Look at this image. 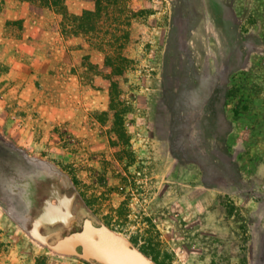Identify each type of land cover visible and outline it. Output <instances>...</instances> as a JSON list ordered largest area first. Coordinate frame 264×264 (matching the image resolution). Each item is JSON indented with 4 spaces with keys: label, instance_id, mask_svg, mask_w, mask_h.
I'll list each match as a JSON object with an SVG mask.
<instances>
[{
    "label": "rangeland",
    "instance_id": "obj_1",
    "mask_svg": "<svg viewBox=\"0 0 264 264\" xmlns=\"http://www.w3.org/2000/svg\"><path fill=\"white\" fill-rule=\"evenodd\" d=\"M63 5L0 0V264H98L41 229L65 200L155 264H264V0Z\"/></svg>",
    "mask_w": 264,
    "mask_h": 264
},
{
    "label": "water",
    "instance_id": "obj_2",
    "mask_svg": "<svg viewBox=\"0 0 264 264\" xmlns=\"http://www.w3.org/2000/svg\"><path fill=\"white\" fill-rule=\"evenodd\" d=\"M48 242V236L37 235ZM78 245L82 250H78ZM59 251L77 254L98 264H155L142 250L105 224L87 218L82 230L73 231L51 244Z\"/></svg>",
    "mask_w": 264,
    "mask_h": 264
},
{
    "label": "flooded vegetation",
    "instance_id": "obj_3",
    "mask_svg": "<svg viewBox=\"0 0 264 264\" xmlns=\"http://www.w3.org/2000/svg\"><path fill=\"white\" fill-rule=\"evenodd\" d=\"M58 202H47L44 205L45 211L48 212L47 219L50 221L48 222V220H46V223L41 225V229L45 228L51 234L64 237L66 234L73 231L82 230L87 218H91L94 223L98 224L91 215L84 214L81 208H75V200L71 203H68L66 200L63 201V203L60 201ZM49 205L51 206L50 211L47 209ZM77 248L80 251L82 250L81 245H78Z\"/></svg>",
    "mask_w": 264,
    "mask_h": 264
},
{
    "label": "trees",
    "instance_id": "obj_4",
    "mask_svg": "<svg viewBox=\"0 0 264 264\" xmlns=\"http://www.w3.org/2000/svg\"><path fill=\"white\" fill-rule=\"evenodd\" d=\"M32 3L33 9L35 10H44L45 8H50L53 6H60L61 9H65V5H63V0H29ZM85 14L81 15V16H77L76 19H79L80 21L82 19H85ZM73 27H78V29L83 32L85 31V29L83 28L82 24H78L76 23L75 26L73 25ZM77 29V30H78ZM83 30V31H82ZM117 50H115L114 52H109L107 54V57H113L114 53H116ZM118 54H120V52L118 51ZM121 55V54H120ZM110 89H111V108L114 110L115 114L120 115V119H122L123 121V114L125 109L123 107H120L121 105V100H120V96H119V91H118V86H116L115 83L110 84L109 85ZM120 108V112L118 111ZM122 109V110H121Z\"/></svg>",
    "mask_w": 264,
    "mask_h": 264
}]
</instances>
